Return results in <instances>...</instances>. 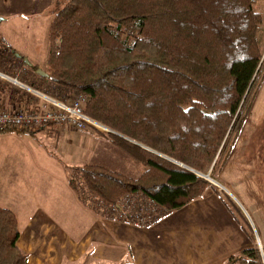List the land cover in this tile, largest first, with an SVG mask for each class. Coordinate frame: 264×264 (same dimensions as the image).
Instances as JSON below:
<instances>
[{
	"label": "trees",
	"instance_id": "16d2710c",
	"mask_svg": "<svg viewBox=\"0 0 264 264\" xmlns=\"http://www.w3.org/2000/svg\"><path fill=\"white\" fill-rule=\"evenodd\" d=\"M256 3L59 1L42 79L56 100L86 96V117L110 131L100 136L144 168L136 179L98 165L71 168L68 184L82 203L103 208L140 193L170 213L214 190L203 176L219 178L264 82ZM12 131L40 132L0 133ZM224 203L250 237L233 203ZM18 238L16 216L0 208V264H28ZM262 258L251 249L224 264Z\"/></svg>",
	"mask_w": 264,
	"mask_h": 264
},
{
	"label": "crops",
	"instance_id": "0c3cea01",
	"mask_svg": "<svg viewBox=\"0 0 264 264\" xmlns=\"http://www.w3.org/2000/svg\"><path fill=\"white\" fill-rule=\"evenodd\" d=\"M59 1L0 0V52L6 51L8 57L5 64L0 63V69L16 76L23 65L27 76L22 82L51 100L55 99L53 87L33 70H46L36 61L38 47L26 50L22 31L29 24H41L39 20L31 23V19L45 18L48 39ZM255 10L264 16V0H257ZM39 106L24 90L0 83V113L30 111ZM52 132L57 134V142L61 138L54 151L66 156L71 168L80 167L77 162L88 161L92 149L113 150L106 140L102 143L91 139L87 132L67 127L52 126L33 136L17 131L0 133V208L16 216L17 247L26 255L28 264H224L245 250L260 247L264 252V82L218 179L232 200L240 203L243 217L254 231L250 237L214 190L164 214L148 228L110 220L98 206H91V201L82 203L78 199L68 184L69 178L65 181L68 167L33 163L39 154L47 153V147L39 142L38 147L26 149L25 138L46 134L47 140H52ZM66 132L76 135L75 143L63 137ZM73 145L81 149L75 156L71 153ZM140 168L137 178L144 172ZM50 169L52 174L42 176Z\"/></svg>",
	"mask_w": 264,
	"mask_h": 264
},
{
	"label": "built area",
	"instance_id": "2783aa9c",
	"mask_svg": "<svg viewBox=\"0 0 264 264\" xmlns=\"http://www.w3.org/2000/svg\"><path fill=\"white\" fill-rule=\"evenodd\" d=\"M6 54V51L0 52L1 64H5L8 61ZM26 76V68L23 65L16 76L6 74L0 69V83H6L24 90L35 102L43 100L45 105L30 111L11 110L1 112L0 130L17 129L35 132L38 130H46L52 126H62L75 131L85 132L88 129L99 131L105 128L90 120L84 114L83 107L86 103V96L77 95L67 102L56 99L51 100L47 97H42L30 85L24 84L22 79ZM105 211L107 217L112 221L141 228L154 226L167 213L160 206H157L154 201L143 197L140 193L127 196L126 199L107 206Z\"/></svg>",
	"mask_w": 264,
	"mask_h": 264
},
{
	"label": "rangeland",
	"instance_id": "374dc122",
	"mask_svg": "<svg viewBox=\"0 0 264 264\" xmlns=\"http://www.w3.org/2000/svg\"><path fill=\"white\" fill-rule=\"evenodd\" d=\"M60 2L62 3L63 0H60ZM35 20H37V21L39 20V22L41 24L37 25V26H33V25L29 24L28 26H26L23 29L22 32H23L24 39H23L22 43L23 42L24 43L22 44V46H24V48L26 50H28V51H34V46L36 45L38 47V52H37L38 53L37 54L38 55V59L36 61L38 62V64L42 65L43 68H45L46 67V58H47V46H48L47 27H46L47 23H46L45 18H42V19L33 18V19L30 20V22L34 23ZM34 31L37 32V33H35ZM39 94L42 97H44V95H43L44 93L43 94L39 93ZM39 103L41 104V106L45 105L43 100H40ZM57 127L62 128V126H57ZM69 130H73V129L69 128ZM107 130L105 128H102L99 131H97V130L94 131V130L88 129L85 132H87V136H89L91 139H98L100 141H103L102 143H106L105 139L103 137H101L100 134L102 135V134H106V133L110 132L109 130L107 132ZM73 131H75V130H73ZM75 136L76 135L68 134L67 132L65 134H63V137H65L66 139H67V137H69L70 141H72L73 143H75V139H76ZM46 137H47L46 134L45 135L40 134V135H37V137L36 136L33 137L34 139L29 138V139H31V141L26 137L25 138V143H24L25 144V148L29 149V148H32V147H38L40 143H42L44 147H47V148H45V149H47V153L45 154L44 152H42L41 155L39 154V156H37L34 159L33 163H35L36 165L37 164L41 165L40 164L41 162H43V164L46 163L47 165H52V164L55 163L56 164L55 166L61 164L63 168L68 167L69 169H67V170L65 169V171H66L65 175H67V178L65 177V181H66L69 178L68 177V172H67V171H70L71 167H69V166H73V165L71 163H69V161L67 160L66 156L61 155L59 152L56 153L54 151L56 143L59 144L60 141H61V138L57 142L56 138L58 136L54 132H52V134H51L52 140H47ZM73 146L74 147L71 148V153L73 154V156H75V154L76 155L79 154L81 149H79L75 145H73ZM110 147H112V146L110 145ZM59 149H60V147L57 150H59ZM69 149L70 148H68V150ZM111 151L112 152H110L109 150H105L103 148H97V150L94 152V149H92L90 151V155H89L90 159L88 158V161H85L84 163L77 162V164H78L77 166H81V165H85V164H92V165L103 164V166L105 168H107V169H109V170H111V171H113L115 173L122 174V175H124V176H126L128 178L136 179L137 176H138V175H136V174H138V171H139L138 169H141L140 166L138 164L134 163L133 161H131L126 156H124L121 152H119L115 148H113V150H111ZM42 157H43V159H42ZM126 163H130L131 165H134L137 168L134 169L131 166H129L128 164H126ZM130 169H133V170L129 171ZM50 171H51V169L50 170H46V173L43 172L41 174H42V176H48V174H52V173H50ZM69 174H70V172H69ZM61 175H62V172L59 170L58 171V176H61ZM206 175H208L207 178L205 177ZM206 175L203 176V177L206 180H208L214 186L215 194L218 197L222 198L224 201L233 202L234 203L233 204L234 208L236 209L237 213L240 216H242V218H245V217H243L244 214H243V212L241 210L240 203H238V201H236V203H235V201L232 200V197L227 193L225 188L221 184H219V182H218L219 178L218 179H214V178L209 177V174H206ZM54 178H56V177H54ZM46 179H48V178H46ZM48 180L50 181V180H52V178H50ZM127 196H130V195H126V196L120 198L115 203L121 201L122 199H126ZM90 204L92 206V202H90ZM0 206H2V205H0ZM97 206H98L97 208H100L99 210H101V211L103 210V212L106 209V207L101 208L100 205H97ZM244 220H245V223L248 226V228H249V230H250V232L252 234L253 229H252V226H251L250 222L248 221L247 218L243 219V221ZM252 236H254V235H252ZM254 238L256 239L255 236H254ZM256 249H258V251L262 255V253H263L262 249L260 247H256ZM263 263H264V259H263Z\"/></svg>",
	"mask_w": 264,
	"mask_h": 264
},
{
	"label": "water",
	"instance_id": "95a60500",
	"mask_svg": "<svg viewBox=\"0 0 264 264\" xmlns=\"http://www.w3.org/2000/svg\"><path fill=\"white\" fill-rule=\"evenodd\" d=\"M0 21H1V19H0ZM36 73H37L40 77H42V78H47V77H48V75H47L46 73H44L43 71H41L40 69H38V70L36 71ZM205 177L207 178L208 175H206Z\"/></svg>",
	"mask_w": 264,
	"mask_h": 264
}]
</instances>
